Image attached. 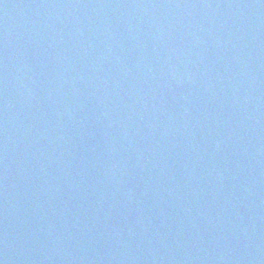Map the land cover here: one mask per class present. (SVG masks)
Returning <instances> with one entry per match:
<instances>
[{"label": "water", "instance_id": "water-1", "mask_svg": "<svg viewBox=\"0 0 264 264\" xmlns=\"http://www.w3.org/2000/svg\"><path fill=\"white\" fill-rule=\"evenodd\" d=\"M0 264H264V0H0Z\"/></svg>", "mask_w": 264, "mask_h": 264}]
</instances>
